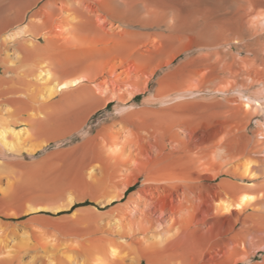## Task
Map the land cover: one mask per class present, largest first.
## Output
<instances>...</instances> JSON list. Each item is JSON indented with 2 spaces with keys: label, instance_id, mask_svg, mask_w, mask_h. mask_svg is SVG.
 I'll list each match as a JSON object with an SVG mask.
<instances>
[{
  "label": "bare ground",
  "instance_id": "obj_1",
  "mask_svg": "<svg viewBox=\"0 0 264 264\" xmlns=\"http://www.w3.org/2000/svg\"><path fill=\"white\" fill-rule=\"evenodd\" d=\"M0 264H264V0H0Z\"/></svg>",
  "mask_w": 264,
  "mask_h": 264
},
{
  "label": "rangeland",
  "instance_id": "obj_2",
  "mask_svg": "<svg viewBox=\"0 0 264 264\" xmlns=\"http://www.w3.org/2000/svg\"><path fill=\"white\" fill-rule=\"evenodd\" d=\"M40 3H42V1ZM11 60L16 61V56H12ZM141 98L142 95H139L136 99L140 100ZM110 115H114L113 102L109 103L105 108L98 109L97 111L92 113L81 131H74L72 130V127H67V130L63 128L60 131L48 136L50 138V142L48 145L43 146L42 149L36 150L32 153L31 156L25 153V155L19 157L21 161L27 166V168H30L32 170L37 169L42 172H46L49 169L52 171L62 169L66 162H68L69 160L71 161V159L74 160L76 158L74 155H79L78 151L80 150V147L85 141L86 137L95 134L97 132L96 130L100 129L101 126H103L108 121V116ZM63 130L66 131V134L64 135ZM63 149L64 152H61L63 151ZM137 187L138 182L133 185L129 189V191L131 192ZM129 191H127V193H129ZM88 203L89 202L86 201V204L82 205L88 206Z\"/></svg>",
  "mask_w": 264,
  "mask_h": 264
}]
</instances>
